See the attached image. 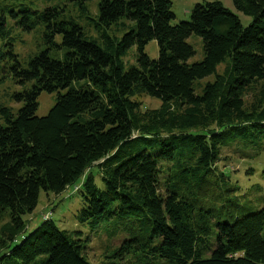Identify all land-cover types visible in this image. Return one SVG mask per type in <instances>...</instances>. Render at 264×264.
<instances>
[{
	"label": "trees",
	"instance_id": "obj_1",
	"mask_svg": "<svg viewBox=\"0 0 264 264\" xmlns=\"http://www.w3.org/2000/svg\"><path fill=\"white\" fill-rule=\"evenodd\" d=\"M232 2L247 25L219 0L175 23L171 0H0V70L22 86L12 97L23 103L14 112L0 102V214L9 216L0 264H93L82 232L47 214L12 246L40 191L59 194L81 175L76 220L93 231L118 219L131 237L115 258L138 250L168 264H264V186L233 183L222 157L230 147L248 160L264 151V0ZM13 27L39 30L23 61ZM192 35L203 56L190 63ZM151 40L157 58L145 52ZM42 92L57 96L39 116ZM140 94L159 106L142 110ZM260 170L264 182V165L245 172Z\"/></svg>",
	"mask_w": 264,
	"mask_h": 264
},
{
	"label": "rangeland",
	"instance_id": "obj_2",
	"mask_svg": "<svg viewBox=\"0 0 264 264\" xmlns=\"http://www.w3.org/2000/svg\"><path fill=\"white\" fill-rule=\"evenodd\" d=\"M172 1V10L175 14V19L173 22L186 21L190 19V10L195 3L209 1V0H171ZM222 4L229 8L231 11L236 13L239 16V19L242 25H247L250 21V17L243 14L242 12L235 9L232 0H219ZM40 5L46 4V0H38ZM91 14L96 13V1H92L88 4ZM67 8H72V5H67ZM86 28L93 32V29L89 25H85ZM14 34L17 35L18 41L14 46L15 52L18 54V59L20 61L25 60L29 55L37 51V45L39 42V30L22 32L19 31L16 27H13ZM122 32H119L121 35ZM188 42L193 46L195 54L188 59V62L192 63L198 61L203 56L202 50V40L196 35H192L188 38ZM145 52L149 55L150 58L158 57V45L156 40L149 41L145 46ZM125 63V68L131 64H135V47L133 46L128 50V53L123 58ZM222 66L219 68L221 70ZM11 73L0 70V102L11 107L14 112L22 106L21 101L15 100L12 95L14 92L21 91L22 86L16 83L11 76ZM213 77V76H212ZM212 77L204 78L195 83V86L200 89V87ZM56 93H47L42 92L38 97V107L36 114L39 116L47 114L50 108L53 106L56 100ZM135 100L139 101L142 110L148 108H156L159 106L160 101L156 98L146 96L144 94L136 95L133 97ZM222 157H226L225 167L231 171V179L234 180L233 183H237L242 187V189L247 190L248 186H251L252 183L258 182L260 188H263V180L258 175L259 172H255L253 175H247L245 169L247 166H252L253 168L260 167L264 165V151L258 155L257 159L248 160L242 158V155L238 151H233L232 147L225 149L222 152ZM96 163H94L90 170L95 174V183L98 186H102L101 178L97 171ZM84 175L78 177L74 184H71L66 187L59 194H54L52 192L46 193L41 190L39 194L38 203L31 214H28L24 217L26 220V227L24 232L17 235V238L13 241L12 246L18 245L21 239L33 231L43 220L45 214L49 215L52 220L60 229H66L69 231H81L82 238L88 239L87 246L85 248V254L89 260L93 263L104 262L108 264H168L165 260L160 259L158 261L152 260L150 254L144 252H138V250H128L125 252L120 259L115 258L113 255L114 250L119 248L121 244L130 239L126 233H124L119 224V220L115 219L113 221L102 223L97 229L91 230L88 225L79 223L76 220V215L81 208V189L82 181ZM76 186L80 190H77ZM262 194V191L258 190L251 191L248 196L251 199H256L259 195ZM9 220L8 212H2L0 214V227L3 223ZM125 221H136L134 218L123 219ZM7 251V248L1 252L2 254ZM140 260V261H139Z\"/></svg>",
	"mask_w": 264,
	"mask_h": 264
}]
</instances>
